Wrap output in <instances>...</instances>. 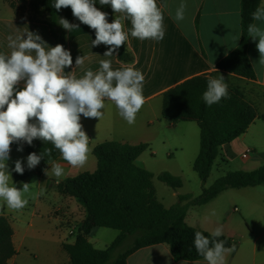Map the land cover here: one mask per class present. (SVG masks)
Instances as JSON below:
<instances>
[{
  "label": "crops",
  "instance_id": "obj_1",
  "mask_svg": "<svg viewBox=\"0 0 264 264\" xmlns=\"http://www.w3.org/2000/svg\"><path fill=\"white\" fill-rule=\"evenodd\" d=\"M156 2L163 12L164 39L141 41L134 38L130 34L132 27L130 21H125L124 29L129 33L127 46L134 56V61L130 64L120 61L118 50L109 57L104 56L108 46L103 44L92 46L95 30L80 21L70 23L78 25V28L67 30V47L73 59L71 71L74 69L77 78L82 77L87 70L99 71L101 60H110L113 70L131 65L141 71L145 77L143 83L145 103L137 113L135 123L131 125L119 115L115 105L107 100L100 119L81 116L83 130L90 139L91 148L86 165L74 168L60 157L55 163L60 164L64 169L61 177L57 178L52 173V163L42 168L40 173L32 174L37 176L40 189L48 190L53 186L57 189V185L69 177H75L84 172H95L98 164L93 149L105 141L131 145L146 143L150 148L157 135H161L165 129L180 138L181 145H175L165 132V140L170 144L169 149L184 147L187 137L185 133L192 130L188 124L193 122L173 124L165 120L162 114L163 94L196 76L214 74L215 78H219L222 75L228 88L239 89L247 102L255 107L258 115H264V64L259 63L258 38L253 40L249 37L248 41V56L254 78L237 76L217 68L218 64L234 52L241 43L242 0H156ZM182 3L185 5L184 18L177 21L176 10ZM258 9L264 11V0H261ZM253 24L264 29V16L260 20H254ZM27 31L38 34L46 42V48L48 45L56 46L49 26L31 17L28 4L27 7L21 6L14 9L6 0H0V54H9L11 51L8 48L9 35L15 38ZM78 56L85 57V62L82 66L76 67L75 60ZM20 85L23 86V82ZM179 132L183 134H178ZM153 153L156 154L157 150ZM198 154L197 152L194 156L193 164ZM168 156H171V153H168ZM236 158L250 160L257 167L264 165V120L256 119L243 135L223 145L221 159L217 160L212 171L219 170V166L231 163ZM236 190L241 200L235 202L233 211L239 214L246 225L240 223H235L236 226L229 225L230 223L227 222L232 216L229 213L223 222L207 219L196 227L210 233L217 227H221L223 229L221 236L229 237L237 242L235 250L226 254L225 264H264V183L256 187ZM58 194L62 195L59 191ZM62 196L66 200L67 209L57 210L56 214L60 216L57 221L61 228L64 226L70 228V235L75 236V241L70 244H75L79 229L88 213L81 200ZM59 213L62 214L59 215ZM253 214H257V220H260L259 224L256 222L255 227L249 220L254 216ZM36 215V212H33L26 225L22 217L15 215L11 219L8 214L0 213V216L9 219L13 227V244L17 252L6 264H70V258L62 247L66 242H63L61 238L48 246L34 243L29 239L36 226L34 221ZM90 239L91 236L88 237L89 242H91ZM127 264H207V261L204 258L196 261L176 260L169 245L159 244L139 249L130 255Z\"/></svg>",
  "mask_w": 264,
  "mask_h": 264
},
{
  "label": "trees",
  "instance_id": "obj_2",
  "mask_svg": "<svg viewBox=\"0 0 264 264\" xmlns=\"http://www.w3.org/2000/svg\"><path fill=\"white\" fill-rule=\"evenodd\" d=\"M14 8L21 7L25 0H6ZM54 0H28L31 17L47 24L55 44L66 50L67 29L59 20L69 23L79 21L70 7L56 10ZM261 0H242V36L239 47L224 58L217 66L228 73L254 78V71L248 56L249 25L254 23L253 13L259 8ZM95 6L108 13V22L116 17L110 5ZM118 50L119 59L130 64L134 56L125 42ZM71 72V66L65 69ZM214 74L200 75L169 89L163 94V118L173 124L196 122L200 129V151L193 164V170L203 183L211 175L213 166L221 159V148L243 135L259 116L255 107L245 99L237 88H228V96L219 103L206 105L203 93L209 79ZM19 87H23L19 85ZM24 147L26 153L43 155L38 166L33 169L24 167V173H14L16 182L25 180L34 172L57 161L61 154L50 142L34 139L31 145L14 142L11 149ZM149 148L146 143L131 145L117 141H105L96 145L93 154L97 159L95 172H84L69 177L57 185L58 191L67 197L81 200L88 213L78 232L75 244L63 243L62 247L70 258V264H127V260L139 249L167 244L176 260L196 261L204 257L194 246L196 232L212 239L211 233L201 228L189 226L186 217L189 207L202 206L217 198L229 189L256 187L264 183V165L253 171L229 172L218 178L214 184L204 188L201 195H180L179 203L167 208L159 200L153 184L154 175L137 164V159ZM48 150H51L50 155ZM159 179L178 190L183 186L180 176L164 172ZM100 228L118 230V237L105 249H96L88 237ZM14 230L5 216H0V264H6L17 254L13 244ZM134 244L120 252L130 240ZM225 241V247L236 246L237 242L229 237L215 238Z\"/></svg>",
  "mask_w": 264,
  "mask_h": 264
},
{
  "label": "clouds",
  "instance_id": "obj_3",
  "mask_svg": "<svg viewBox=\"0 0 264 264\" xmlns=\"http://www.w3.org/2000/svg\"><path fill=\"white\" fill-rule=\"evenodd\" d=\"M96 0H54L56 10L70 7L74 17L95 30L92 46H108L104 56H113L128 40L125 21L131 23V36L141 41H161L165 36L164 17L156 0H99L100 5H110L116 17L108 22V13L95 6ZM185 5L176 10L177 21L184 18ZM264 11L253 13L254 20H260ZM60 25L67 30L78 28L61 18ZM249 37L258 38L259 63L264 64V29L255 24L249 25ZM9 54H0V200L8 209L20 211L28 204L25 194L28 183L17 188L12 182L7 161L11 158V145L26 142L31 145L34 139L50 142L64 161L71 167H84L89 159L91 148L89 137L83 130L81 116L101 118L105 101H111L119 115L128 124H134L137 113L145 103L143 95V73L131 65L113 70L110 60L100 61V70H87L77 78L72 66L70 51L63 45L49 46L38 35L27 31L23 35L7 37ZM85 57L78 56L76 67L82 66ZM75 67V68H76ZM23 82V87L19 85ZM228 96V85L222 75L211 78L203 93L206 105L219 103ZM22 151V146L17 149ZM51 150H48L50 155ZM44 156L35 152L27 156V167L33 169ZM21 160L15 161L13 171L24 173ZM46 174L48 170L46 169ZM51 171L57 177L64 174L60 164L52 162ZM11 181V184H10ZM223 229L217 227L211 233L212 239L201 232L195 233L194 246L207 264H225L226 254L235 246L225 247V241L217 240Z\"/></svg>",
  "mask_w": 264,
  "mask_h": 264
},
{
  "label": "rangeland",
  "instance_id": "obj_4",
  "mask_svg": "<svg viewBox=\"0 0 264 264\" xmlns=\"http://www.w3.org/2000/svg\"><path fill=\"white\" fill-rule=\"evenodd\" d=\"M28 0H25L22 7H27ZM165 123V122H164ZM192 130L187 135L186 141H184V147H176V149H169L170 144L165 140V132L175 142V145H181L180 138L175 133L168 132L163 129L161 135H157L154 144L145 151L138 159L137 164L151 173H153V184L156 189L157 197L163 202L166 207H172L179 203L180 195H192L198 197L201 195L203 189L210 187L214 182L225 176L229 172L235 171H253L260 167L254 165L252 161L241 158H236L233 162L223 164L219 166V170L212 171L208 181L203 183L197 173L193 170V160L197 152L200 151V130L196 122L188 124ZM159 129V128H158ZM179 132L178 134H183ZM174 139V140H173ZM157 150V153L153 152ZM171 153V156H168ZM27 156L25 149L22 151L11 149L10 159L7 161L8 169L11 173L12 182L17 188H22L23 183H28L29 192L25 194V198L28 199V204L20 211H13L8 209L2 200H0V213L8 214L9 218L22 217L25 220V224L29 222L33 212H36L35 224L32 235L29 239L34 243H42L44 246L48 244L52 245L54 241L61 240L68 244L75 241V236L70 235V228L64 226L61 228L57 219L60 217L56 214L58 209H67L65 198L58 194L57 189L52 188L45 190L38 187V178L36 175H31L28 179L16 182L13 171L15 167V161L21 160L23 166L27 165ZM168 172L175 176H180L183 180V186L179 190H174L159 179V175ZM11 184V181H10ZM236 189H229L222 192L213 202L202 206H191L187 212L186 223L189 226L196 227L203 224L204 220L211 219L223 222L229 216L227 223L229 225L236 226L235 223L246 225L238 213L234 212L235 202L239 199ZM62 213H59V215ZM250 217L251 224L255 227L258 215L253 214ZM198 228V227H196ZM119 231L111 228H100L91 236V243L96 249L103 250L107 248L119 235ZM56 237V238H54ZM134 244V240H128L120 252L125 251Z\"/></svg>",
  "mask_w": 264,
  "mask_h": 264
}]
</instances>
